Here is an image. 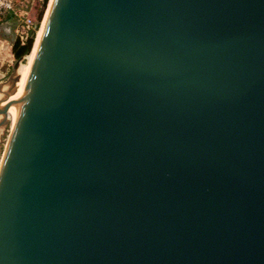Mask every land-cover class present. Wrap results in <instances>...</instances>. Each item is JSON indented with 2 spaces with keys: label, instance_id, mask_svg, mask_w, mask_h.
<instances>
[{
  "label": "water",
  "instance_id": "1",
  "mask_svg": "<svg viewBox=\"0 0 264 264\" xmlns=\"http://www.w3.org/2000/svg\"><path fill=\"white\" fill-rule=\"evenodd\" d=\"M18 64L0 264H264V0H51Z\"/></svg>",
  "mask_w": 264,
  "mask_h": 264
},
{
  "label": "rangeland",
  "instance_id": "2",
  "mask_svg": "<svg viewBox=\"0 0 264 264\" xmlns=\"http://www.w3.org/2000/svg\"><path fill=\"white\" fill-rule=\"evenodd\" d=\"M48 1L49 0H32L31 4L28 5L29 14L33 18L34 22L36 23V29L38 28V26H40L39 24L43 19ZM44 7H45V10H44ZM6 26L8 27V29L6 27L0 28V82H4L11 75L12 64L14 63L15 60H19V62L25 63L24 56L27 53V51L23 52L19 57H16L13 47H12L14 41H17V40H14V34L12 30L14 26L12 25V23H9V25L7 24ZM33 38L31 42L28 44V49L31 46L32 41H34ZM17 43H18V46L26 45V41L22 44H20L18 41ZM32 47H33V44L31 48ZM9 131H10V125L8 124V122L6 123V125L0 126V157L3 151V148L5 147Z\"/></svg>",
  "mask_w": 264,
  "mask_h": 264
},
{
  "label": "built area",
  "instance_id": "3",
  "mask_svg": "<svg viewBox=\"0 0 264 264\" xmlns=\"http://www.w3.org/2000/svg\"><path fill=\"white\" fill-rule=\"evenodd\" d=\"M32 0H0V20L7 15L14 17V40L20 44L33 38L36 31V23L29 14L28 5ZM35 26V28H34ZM31 31L33 34L31 35Z\"/></svg>",
  "mask_w": 264,
  "mask_h": 264
},
{
  "label": "bare ground",
  "instance_id": "4",
  "mask_svg": "<svg viewBox=\"0 0 264 264\" xmlns=\"http://www.w3.org/2000/svg\"><path fill=\"white\" fill-rule=\"evenodd\" d=\"M50 2H51V0L48 1L43 19L39 24L40 26H38V28L35 31L34 38H33L34 39L33 42H35V43H33V47L24 56L25 63L19 62L18 66L15 70V73L17 74L18 78H17V81L15 82L14 88H13V90L11 92V96L9 98H14L20 91H22L24 89V87L26 85V80H27V77L29 74L30 66H31V63H32V60H33V57L35 54V50H36V47L38 44V40H39L41 31L43 28L45 18L47 16V12L49 9ZM6 115H7V122L10 125V130H11L12 125H13V121H14V103L8 108Z\"/></svg>",
  "mask_w": 264,
  "mask_h": 264
},
{
  "label": "trees",
  "instance_id": "5",
  "mask_svg": "<svg viewBox=\"0 0 264 264\" xmlns=\"http://www.w3.org/2000/svg\"><path fill=\"white\" fill-rule=\"evenodd\" d=\"M45 7H46V5H45ZM45 7H44V10H45ZM44 10H43V12H44ZM42 15H43V13H42ZM31 40H32V38H29L26 41V45H23V46H20V45L18 46L17 41H14L12 47H13V50H14V53H15L16 57H19L23 52H26L27 51V53H28L30 51V48H31V46L33 44V41L31 43V46L29 47V49H28V44L31 42ZM17 51H19V52H17Z\"/></svg>",
  "mask_w": 264,
  "mask_h": 264
},
{
  "label": "crops",
  "instance_id": "6",
  "mask_svg": "<svg viewBox=\"0 0 264 264\" xmlns=\"http://www.w3.org/2000/svg\"><path fill=\"white\" fill-rule=\"evenodd\" d=\"M14 22H15V19L13 16L11 15H7L5 18H2L0 20V28H4L6 27L8 29V27L6 26L7 24L9 25V23H12V25L14 26ZM13 30V29H12Z\"/></svg>",
  "mask_w": 264,
  "mask_h": 264
}]
</instances>
